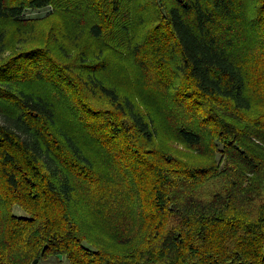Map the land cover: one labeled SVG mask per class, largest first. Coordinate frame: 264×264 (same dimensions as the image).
I'll use <instances>...</instances> for the list:
<instances>
[{"label":"trees","instance_id":"obj_1","mask_svg":"<svg viewBox=\"0 0 264 264\" xmlns=\"http://www.w3.org/2000/svg\"><path fill=\"white\" fill-rule=\"evenodd\" d=\"M59 254L264 264V0H0V264Z\"/></svg>","mask_w":264,"mask_h":264},{"label":"rangeland","instance_id":"obj_2","mask_svg":"<svg viewBox=\"0 0 264 264\" xmlns=\"http://www.w3.org/2000/svg\"><path fill=\"white\" fill-rule=\"evenodd\" d=\"M49 8L38 10V11H31L28 13L29 17H37V16H45L48 14ZM132 14L134 13L133 11L131 12ZM172 144L176 145V142L172 141ZM16 213H19L20 210L18 207L14 209ZM38 260L35 264H70L69 260L66 257L62 258H56L54 256H51L49 258H39L36 257ZM35 259V258H34Z\"/></svg>","mask_w":264,"mask_h":264},{"label":"water","instance_id":"obj_3","mask_svg":"<svg viewBox=\"0 0 264 264\" xmlns=\"http://www.w3.org/2000/svg\"><path fill=\"white\" fill-rule=\"evenodd\" d=\"M58 257H59V258H62V257H63V255H62V254H59V255H58ZM37 260H38V259H37V258H35V259L33 260V264H35V263L37 262Z\"/></svg>","mask_w":264,"mask_h":264}]
</instances>
